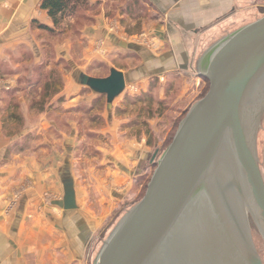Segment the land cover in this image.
Returning <instances> with one entry per match:
<instances>
[{
    "label": "water",
    "instance_id": "obj_1",
    "mask_svg": "<svg viewBox=\"0 0 264 264\" xmlns=\"http://www.w3.org/2000/svg\"><path fill=\"white\" fill-rule=\"evenodd\" d=\"M197 76L207 93L186 112L144 196L102 241L92 264H262L248 221L264 241L256 153L264 120V16L208 49ZM77 79L105 97L108 111L126 87L114 68L105 78Z\"/></svg>",
    "mask_w": 264,
    "mask_h": 264
},
{
    "label": "crops",
    "instance_id": "obj_2",
    "mask_svg": "<svg viewBox=\"0 0 264 264\" xmlns=\"http://www.w3.org/2000/svg\"><path fill=\"white\" fill-rule=\"evenodd\" d=\"M139 1L147 6L151 20L143 21L145 13L139 20H133L130 14L120 16L121 12L105 17L101 9L84 30L91 43L100 41L96 48L106 52L105 58L118 60L120 54L128 57L132 53L140 57L135 70L126 71L110 64L109 69L125 75L126 84L136 79L149 83L156 77L165 79L168 74L180 76L179 71L189 74L194 67L197 73V65L208 49L245 26L246 0ZM39 3L40 0H0V50L12 47L10 42L21 30V24L29 26L37 20L52 27L46 14L39 10ZM135 35L142 38L140 43L129 38ZM1 77L0 94L5 85L15 82L9 76ZM1 121L0 161L9 153L8 148L16 145L15 142L7 145ZM118 141L115 139L109 150L100 149L116 169L101 164L104 166L101 175H91L86 186L72 175L66 158L61 163L59 155L47 152L49 141L43 142L47 144L45 153H14L8 164L0 166V264H92L102 241L101 232L102 237L106 235L107 227L132 207L136 198L132 185L144 177L141 167L144 158H132L133 142ZM21 158L24 163L15 165ZM68 192L72 193L70 200Z\"/></svg>",
    "mask_w": 264,
    "mask_h": 264
},
{
    "label": "rangeland",
    "instance_id": "obj_3",
    "mask_svg": "<svg viewBox=\"0 0 264 264\" xmlns=\"http://www.w3.org/2000/svg\"><path fill=\"white\" fill-rule=\"evenodd\" d=\"M123 1H88L90 6L86 10L80 11L64 26L55 28L51 34L37 30L31 23L29 26L26 23L24 27L21 24V30L10 42V45L17 43L15 48L12 49V45L0 50V77L9 76L16 85H5L3 93L0 94L1 105L5 114H9L12 110H7L6 107L17 102L18 109L13 110V113L21 115L18 120H8L4 114L0 118L7 145L16 143L15 146L9 145V153L0 161V166L8 164L14 153H45L47 144L43 142L49 141L51 146L47 152L59 155L61 163L66 158L72 175L77 176L78 182L86 186L91 175H101L104 168L101 164L106 163L103 165L116 169L100 149H111L115 139L118 142L131 141L133 146L130 149L135 152L132 158H144V162H141L144 177L140 181L136 179L137 183L132 185V190L136 192L132 204H136L143 197L155 163L170 144L186 112L207 93L208 83L197 76L195 67L189 74L179 71L180 76L168 74L165 79L154 78L155 82L150 79L149 83H141L136 79L130 84L127 82L125 90L113 101L109 111L106 109L104 96L96 95L79 85V73L103 78L109 75L110 64L126 71L139 67L140 57L134 53L131 56L127 54L128 57L120 54L118 60L105 58L106 52L100 47L96 48V43L99 44L100 41L91 43L84 32L100 14L101 9L105 11V17H113L122 12L125 6ZM136 1L146 15L143 21L151 20L147 6L142 1ZM106 11L109 13L106 14ZM243 14L244 25L263 17L264 0H246ZM88 17L91 21L85 22L89 20ZM129 38L134 43H140L139 40L142 39L139 35ZM124 59L129 61L124 62ZM48 80L54 82L51 83L50 92L40 109L38 103ZM65 86L67 89L64 93ZM159 101H162V105L157 104ZM256 153L264 182V120L257 134ZM24 161L21 158L15 165L23 164ZM115 224L107 227L108 233L103 237L101 232L102 241ZM248 224L255 249L264 264V241L251 219Z\"/></svg>",
    "mask_w": 264,
    "mask_h": 264
},
{
    "label": "trees",
    "instance_id": "obj_4",
    "mask_svg": "<svg viewBox=\"0 0 264 264\" xmlns=\"http://www.w3.org/2000/svg\"><path fill=\"white\" fill-rule=\"evenodd\" d=\"M113 1L118 2L119 0H113ZM123 2H125V3L127 2V4H126V6H123L121 14H123V15L124 14H126V15L130 14L132 16L133 20H139V19H142L144 17L143 15H141L144 12V10L140 9V6L136 0H124ZM125 3H124V5H125ZM89 6H90V4H89L88 0H40L39 10L46 14V16L48 17V19L50 20V22L52 24V27H47L45 25H42L39 22H37L36 20H33L31 22V24L35 25L37 30L45 31V32L51 34L55 28L64 26V24L67 21L76 17L80 11L86 10L87 7H89ZM134 7H136V8H134ZM135 15H138L139 17L138 16L135 17ZM88 18H89V20H86L85 22L91 21L90 17H88ZM151 81L155 82L154 79ZM52 82H54V81L48 80L44 85L43 95L40 96V101L38 103L40 105L38 108H40V109H42L41 107H42L43 101L45 100V98L47 97V95L50 92ZM148 98L151 100V97L149 95H148ZM161 102L162 101H159L157 104L162 105ZM17 106H18L17 102L16 103L14 102L13 104L8 105V107H6V109L11 108V110H12V112H10L9 114H5L6 112L3 111L4 112L3 114L5 116H7L6 118L8 120H10V119L18 120L19 118H21L20 117L21 115L19 113H13L14 112L13 110L18 109ZM172 138H171V140H172ZM8 150L6 151V154L8 153Z\"/></svg>",
    "mask_w": 264,
    "mask_h": 264
},
{
    "label": "flooded vegetation",
    "instance_id": "obj_5",
    "mask_svg": "<svg viewBox=\"0 0 264 264\" xmlns=\"http://www.w3.org/2000/svg\"><path fill=\"white\" fill-rule=\"evenodd\" d=\"M156 154H157V152H156ZM156 154H155V157H156ZM152 160H154V155H153V158H152ZM153 163H155L154 161H152Z\"/></svg>",
    "mask_w": 264,
    "mask_h": 264
}]
</instances>
